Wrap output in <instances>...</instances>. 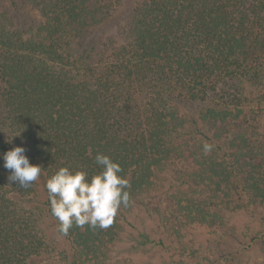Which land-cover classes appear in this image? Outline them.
Listing matches in <instances>:
<instances>
[{
  "label": "trees",
  "instance_id": "obj_1",
  "mask_svg": "<svg viewBox=\"0 0 264 264\" xmlns=\"http://www.w3.org/2000/svg\"><path fill=\"white\" fill-rule=\"evenodd\" d=\"M263 35L264 0L1 2L0 264H111L124 212L145 197H165L149 206L174 231L264 208V133L244 105L247 85L264 101ZM16 146L42 166L27 187L4 167ZM97 153L120 163L130 204L107 229L62 235L46 182L63 166L90 178Z\"/></svg>",
  "mask_w": 264,
  "mask_h": 264
},
{
  "label": "rangeland",
  "instance_id": "obj_2",
  "mask_svg": "<svg viewBox=\"0 0 264 264\" xmlns=\"http://www.w3.org/2000/svg\"><path fill=\"white\" fill-rule=\"evenodd\" d=\"M4 1L0 0V5ZM260 47L259 54L264 58V35L260 38ZM245 90L244 105L258 112L252 124L264 133V101L250 97L253 91L255 95L262 90L249 85ZM250 115L253 117L252 112ZM162 199L165 197H145L142 203L124 212L123 230L108 251L111 264H264V208L249 206L235 211L218 208L222 224L188 223L174 231L160 227L152 216V205ZM41 227L55 252L68 251L67 242L52 224L43 221ZM142 234L154 242L143 245Z\"/></svg>",
  "mask_w": 264,
  "mask_h": 264
},
{
  "label": "clouds",
  "instance_id": "obj_3",
  "mask_svg": "<svg viewBox=\"0 0 264 264\" xmlns=\"http://www.w3.org/2000/svg\"><path fill=\"white\" fill-rule=\"evenodd\" d=\"M204 151L213 145L205 143ZM23 146H16L3 154L4 167L11 170L9 181L21 187L30 186L41 175L42 166L32 164ZM95 162L101 170L89 178L83 169L60 167L46 182L51 214L59 221L58 231L68 235L75 225L83 228L107 229L123 205L130 204V181L121 175L119 162L97 153Z\"/></svg>",
  "mask_w": 264,
  "mask_h": 264
}]
</instances>
